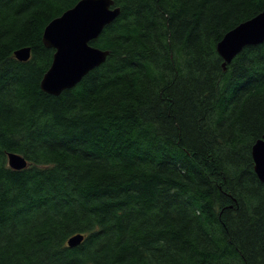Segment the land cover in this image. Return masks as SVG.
I'll return each instance as SVG.
<instances>
[{
	"label": "trees",
	"instance_id": "1",
	"mask_svg": "<svg viewBox=\"0 0 264 264\" xmlns=\"http://www.w3.org/2000/svg\"><path fill=\"white\" fill-rule=\"evenodd\" d=\"M78 1L0 0V264H264V42L216 51L264 0H113L105 62L48 95L42 32Z\"/></svg>",
	"mask_w": 264,
	"mask_h": 264
},
{
	"label": "water",
	"instance_id": "2",
	"mask_svg": "<svg viewBox=\"0 0 264 264\" xmlns=\"http://www.w3.org/2000/svg\"><path fill=\"white\" fill-rule=\"evenodd\" d=\"M120 14V8L113 0H79L72 8L50 21L42 32V44L52 49V61L41 78L42 92L59 96L74 88L90 71L103 64L109 54L91 45L103 29ZM264 42L263 10L234 29L227 32L216 45L217 54L223 61L222 67L229 64L244 48ZM14 58L25 62L30 57L29 48L14 52ZM253 170L261 183H264V136L251 148ZM8 167L20 171L28 166L19 154H7ZM83 235H74L67 240L68 248H75L83 241Z\"/></svg>",
	"mask_w": 264,
	"mask_h": 264
}]
</instances>
